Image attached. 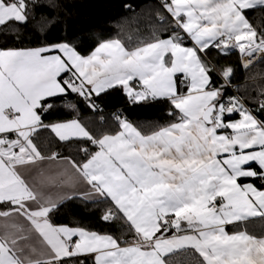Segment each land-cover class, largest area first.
<instances>
[{
    "label": "snow or ice",
    "instance_id": "snow-or-ice-1",
    "mask_svg": "<svg viewBox=\"0 0 264 264\" xmlns=\"http://www.w3.org/2000/svg\"><path fill=\"white\" fill-rule=\"evenodd\" d=\"M257 6L264 0H161L170 34L134 48L119 39L88 55L66 39L0 47V264H264V236L226 230L264 220V119L237 97L224 101L203 58L211 48L249 57L264 51V33L245 15ZM40 7L0 0V34L30 24L43 31ZM232 72L221 69L226 81ZM115 89L132 104L168 103L171 121L145 133L114 113L116 128L100 135L79 118L45 123L64 107L76 111L66 103L73 95L101 111L96 100ZM234 112L241 119H228ZM41 131L75 143L81 160L45 156L36 143ZM58 159L64 171L30 181L43 161ZM77 199L106 205L100 220L119 222L132 239L54 223Z\"/></svg>",
    "mask_w": 264,
    "mask_h": 264
},
{
    "label": "trees",
    "instance_id": "trees-1",
    "mask_svg": "<svg viewBox=\"0 0 264 264\" xmlns=\"http://www.w3.org/2000/svg\"><path fill=\"white\" fill-rule=\"evenodd\" d=\"M39 3L42 7L37 10L36 15L38 18L40 16L47 18V27L36 32L30 24L28 28H21L18 35L14 32L0 34V47H35L41 43H57L66 39L74 44L82 55H88L102 41L119 39L126 47L134 48L156 37L167 38L171 31L168 23L170 17L156 0H39ZM158 13L167 17L164 23H161ZM245 15L258 33H264V7L247 10ZM205 57L220 73L221 69L229 66L233 69L228 82L236 85L237 95L255 115L259 119H264V113L258 110L259 101L264 99V96L260 95L261 90H264V58L250 69L244 70L243 54L238 48H233L227 54L211 48L207 50ZM228 95H231V92L226 94ZM66 103L76 104L77 110L64 107L59 115L44 117L45 123L53 119L79 118L93 133L100 135L116 128L114 113L121 114L145 133H150L172 119L168 115L170 107L168 103L132 105L119 89L109 90L96 100L101 111H91L83 103L78 102L74 95ZM36 143L45 156L58 152L62 158L77 161L82 158V153L77 151L75 143H57L47 131L40 132ZM259 183L256 181L258 186ZM105 207L104 204L86 203L79 199L70 200L60 207L52 219L56 224L85 227L130 241L131 235L126 230L118 229L119 222L110 225L100 220ZM245 228L252 235L264 236V220L248 223L236 229Z\"/></svg>",
    "mask_w": 264,
    "mask_h": 264
},
{
    "label": "crops",
    "instance_id": "crops-1",
    "mask_svg": "<svg viewBox=\"0 0 264 264\" xmlns=\"http://www.w3.org/2000/svg\"><path fill=\"white\" fill-rule=\"evenodd\" d=\"M257 7H259V6H257ZM250 10V9H249ZM247 11V10H246ZM187 42H189L190 44H188ZM186 46H191V42L190 41H186ZM233 48H230L229 50H228V52L229 51H231ZM256 54V56H258V58H259V60L258 61H260L261 59H263L264 58V51H258V52H256L255 53ZM244 54H243V58H244ZM203 58L206 60V62L209 64V66L213 69V71H212V82H213V86L214 87H216V88H220L221 89V91H222V93H223V99H224V101L228 98V97H236L234 94H232V92L229 90V89H227V87H226V83H229L228 81H226L225 80V78L221 75V73L208 61V59L205 57V55L203 56ZM243 58H242V66H243ZM257 61V62H258ZM243 69H244V67H243ZM250 69V68H249ZM245 70V69H244ZM231 84V83H230ZM233 85V84H232ZM235 86V88H236V85H234ZM228 92H231V95H228V96H226V94L228 93ZM237 94V93H236ZM238 96V95H237ZM239 97V96H238ZM240 98V97H239ZM132 104V103H131ZM141 104H145V103H140V104H132V105H141ZM244 105V107L246 108V109H249V110H251L252 111V109L250 108V107H248L245 103L243 104ZM253 114L255 115V113L253 112ZM258 118V117H257ZM228 119H230V120H232V121H236V120H239V119H241V117H240V115H239V113L238 112H234V113H232L229 117H228ZM259 119V118H258ZM81 120V119H80ZM82 121V123H84L83 122V120H81ZM69 159V158H68ZM66 167H68L64 162H63V160L62 159H58V160H56V161H49V160H45V161H43L41 164H40V166H39V168L38 169H34L30 174H29V179H30V181L31 182H35V183H37L38 185H39V182H40V180L42 179V177H40V175H39V172L40 171H43L44 173H45V175H54V174H56V173H58V172H62V171H64L65 170V168ZM242 182H244V183H247V182H250V181H242ZM258 186V185H257ZM48 189H45V191H47ZM260 222V221H262V219H260V218H254V219H252V220H250L248 223H252V222ZM247 223V224H248ZM241 226H244V225H241ZM236 228H238L237 226H235V225H229V226H227V231L229 232V233H232V232H235V231H238ZM231 229H233V231H231ZM33 243H36L37 244V246H38V242L37 241H33Z\"/></svg>",
    "mask_w": 264,
    "mask_h": 264
},
{
    "label": "built area",
    "instance_id": "built-area-1",
    "mask_svg": "<svg viewBox=\"0 0 264 264\" xmlns=\"http://www.w3.org/2000/svg\"><path fill=\"white\" fill-rule=\"evenodd\" d=\"M156 1L161 5V1L160 0H156ZM250 59L252 60L251 66L248 67V68H245L244 67L245 62L248 61V60H250ZM258 60H259V58H258V56H256V54H254L252 57H249V56L245 55L244 58H243V67H244V69L245 70H248L249 68H251L252 66H254L257 63ZM226 87H227V89H229L232 92V94H234L237 98H239L237 96V94H236L235 86L234 85H232L230 83H226ZM227 99L225 101H227ZM240 101L244 104V102L241 99H240Z\"/></svg>",
    "mask_w": 264,
    "mask_h": 264
},
{
    "label": "water",
    "instance_id": "water-1",
    "mask_svg": "<svg viewBox=\"0 0 264 264\" xmlns=\"http://www.w3.org/2000/svg\"><path fill=\"white\" fill-rule=\"evenodd\" d=\"M128 9H129V7H128Z\"/></svg>",
    "mask_w": 264,
    "mask_h": 264
}]
</instances>
